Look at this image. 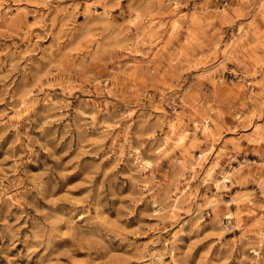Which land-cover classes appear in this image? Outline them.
Returning <instances> with one entry per match:
<instances>
[{
  "label": "rangeland",
  "instance_id": "rangeland-1",
  "mask_svg": "<svg viewBox=\"0 0 264 264\" xmlns=\"http://www.w3.org/2000/svg\"><path fill=\"white\" fill-rule=\"evenodd\" d=\"M0 264H264V0H0Z\"/></svg>",
  "mask_w": 264,
  "mask_h": 264
}]
</instances>
